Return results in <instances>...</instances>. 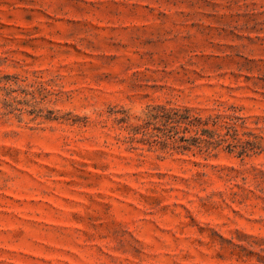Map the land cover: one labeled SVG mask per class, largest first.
I'll use <instances>...</instances> for the list:
<instances>
[{
  "label": "rangeland",
  "instance_id": "1",
  "mask_svg": "<svg viewBox=\"0 0 264 264\" xmlns=\"http://www.w3.org/2000/svg\"><path fill=\"white\" fill-rule=\"evenodd\" d=\"M0 264H264V0H0Z\"/></svg>",
  "mask_w": 264,
  "mask_h": 264
}]
</instances>
